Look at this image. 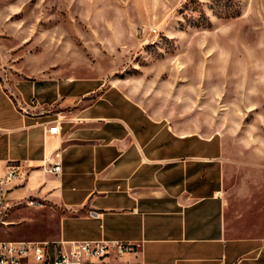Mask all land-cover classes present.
I'll return each instance as SVG.
<instances>
[{
	"label": "crops",
	"instance_id": "crops-1",
	"mask_svg": "<svg viewBox=\"0 0 264 264\" xmlns=\"http://www.w3.org/2000/svg\"><path fill=\"white\" fill-rule=\"evenodd\" d=\"M0 19V178L18 167L2 241L139 245L85 264H264V167L250 163L261 157L228 149L209 106L183 100L193 86L25 73L32 44Z\"/></svg>",
	"mask_w": 264,
	"mask_h": 264
},
{
	"label": "rangeland",
	"instance_id": "rangeland-1",
	"mask_svg": "<svg viewBox=\"0 0 264 264\" xmlns=\"http://www.w3.org/2000/svg\"><path fill=\"white\" fill-rule=\"evenodd\" d=\"M0 18L32 44L25 73L193 86L183 100L209 106L228 149L255 150L264 167V0H0Z\"/></svg>",
	"mask_w": 264,
	"mask_h": 264
},
{
	"label": "built area",
	"instance_id": "built-area-1",
	"mask_svg": "<svg viewBox=\"0 0 264 264\" xmlns=\"http://www.w3.org/2000/svg\"><path fill=\"white\" fill-rule=\"evenodd\" d=\"M58 121V120H57ZM46 128L51 135L59 133L58 122ZM18 167H8V171L0 178V216L9 209L3 196L4 188L18 176ZM58 175L60 166L52 165L45 170ZM27 206H38L29 201ZM139 245L122 241H2L0 240V264H85L91 261H103L114 252L118 257L137 253Z\"/></svg>",
	"mask_w": 264,
	"mask_h": 264
}]
</instances>
